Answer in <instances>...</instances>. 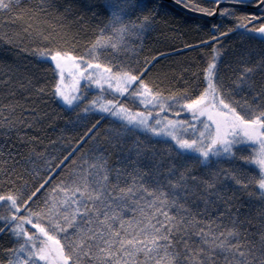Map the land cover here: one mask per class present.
Wrapping results in <instances>:
<instances>
[{
	"label": "snow or ice",
	"instance_id": "6c2138e0",
	"mask_svg": "<svg viewBox=\"0 0 264 264\" xmlns=\"http://www.w3.org/2000/svg\"><path fill=\"white\" fill-rule=\"evenodd\" d=\"M176 2L207 17L235 20L229 32L243 30L264 43V0H211L212 6H202L201 0ZM17 4L18 0H0V12H11ZM110 7L119 9L107 26L115 39L101 29L88 56L50 50L46 57L55 62L59 75L53 94L70 114L95 111L102 114L100 119L115 118L118 126L109 130L108 144L120 153V166L110 167L108 149L101 148L79 163L69 161L76 163L77 171L68 181L42 193L45 180L29 193L17 186L21 177L3 171L6 161L0 163V179L8 177L6 188L0 187V235L10 236L14 243L6 250L7 264H132L139 253L152 264H264V81L258 84L254 79L257 66H244L230 84L225 83L217 66L220 53L212 48L214 54L199 74V90L165 96L149 80L147 66L133 69L111 60L100 62L103 52L98 49L127 47L125 37L150 24L148 16L139 24H125L120 14L124 8ZM249 8L255 11H244ZM220 27L212 25L201 44L211 47L228 34ZM258 66L264 69V59ZM66 67L75 70L70 86L65 84ZM81 82L85 90L95 86L112 93V98L88 100ZM130 103L144 110L135 111ZM155 109L159 111L154 116ZM168 112L176 117L187 112L190 119L161 117ZM99 123L85 133L86 139H95ZM249 142L259 147L256 157L237 158L238 146ZM221 157L254 163L262 174L246 180L235 167L225 170L223 178L220 172L205 176L194 171ZM223 180L234 182L236 191ZM252 183L258 184L261 201L258 226L250 211L241 212L243 205L236 198L237 191L254 195L248 191ZM126 208L139 211L135 228L123 219ZM213 209L215 220L207 215ZM225 218L227 225L218 223Z\"/></svg>",
	"mask_w": 264,
	"mask_h": 264
},
{
	"label": "trees",
	"instance_id": "16d2710c",
	"mask_svg": "<svg viewBox=\"0 0 264 264\" xmlns=\"http://www.w3.org/2000/svg\"><path fill=\"white\" fill-rule=\"evenodd\" d=\"M201 3L202 6H212L211 0H201ZM113 4L124 8L120 14L125 24H139L145 16L150 17V24L143 32L126 36L127 47L120 45L108 51L98 49L97 52H103L100 62L111 60L114 65L133 69L147 66L149 80L158 84L165 96L174 94L179 97L186 91L194 95L199 90L202 81L199 74L214 54L212 48L220 53L217 66L225 83L230 84L244 66H257L254 79L258 84L264 81V69L258 66L264 59V43L259 37L244 34L243 30L229 32L236 25L232 19L192 15L167 0H18L11 12H0V163L6 161L3 171L9 176L21 177L17 186L26 192L35 190L45 180L48 183L44 184L42 193L62 180L68 181L77 171L76 163L81 157L98 154L97 150L101 148L108 149L105 155L110 167L120 166V153L108 144L109 130L118 126L115 118L100 119L102 114L95 111L70 114L53 94L59 75L55 64L46 57L50 50L88 56L101 29L106 35L113 36L107 27L112 22V12L119 11L110 7ZM216 24L221 25L219 31L228 34L220 36L211 47L201 44L202 39L209 38L211 26ZM97 94L96 90L86 91L88 100H93ZM245 95L251 100V95ZM235 98L240 99V96ZM128 106L140 109L131 103ZM97 120H100L98 134L95 139H86L85 133ZM140 139L143 140L144 136L141 135ZM254 146L256 144L251 142L239 145L241 150L237 152V158L253 157ZM69 161L76 163L69 164ZM233 167L246 180H257L262 174L254 164L224 157L211 159L208 166L197 165L194 171L205 176L220 172L223 178L224 171L231 172ZM132 170L128 168V172ZM7 179H0V187L6 188ZM223 182L236 191L234 182ZM120 183L123 186L124 180ZM248 191L254 195L237 191V202L243 205L241 212L250 211L256 217L254 225L258 226L261 204L258 184H249ZM199 211L203 212V206ZM215 211L208 212L209 219H216ZM122 216L125 221L133 222L132 228L141 219L139 211L127 208ZM218 223L227 225L228 221L225 218ZM13 246L10 236L0 235V264H7L6 250ZM137 261L152 264L142 253L132 264Z\"/></svg>",
	"mask_w": 264,
	"mask_h": 264
},
{
	"label": "rangeland",
	"instance_id": "374dc122",
	"mask_svg": "<svg viewBox=\"0 0 264 264\" xmlns=\"http://www.w3.org/2000/svg\"><path fill=\"white\" fill-rule=\"evenodd\" d=\"M53 63L55 64V62H53ZM72 75H75V70L72 69V68H70V67H66L65 68V84L66 85H69V86L71 85V83H72L71 76ZM81 89L82 90H85L84 89V82H81ZM93 90H96L98 92V94L96 95V97L93 98V99L99 98L101 101H103L105 99L112 98V95H113L112 93H110V92H101L100 90L96 89L95 86H92L91 88H88L85 91H93ZM139 107H140V109H133V110H135V111H143L144 110L142 106H139ZM158 111H159L158 109L153 110V115L155 116ZM160 115H161V117L167 115L168 118H170V119H190V115L187 112H181L180 117H176L172 112L161 113ZM197 127H199V125H197ZM188 135H191V130H189ZM253 150H254V156H253V158H255L256 155L258 154V151H259L258 145L254 146L253 147ZM211 159H214V158H211ZM254 165H256V164H254ZM41 264H43V262H41Z\"/></svg>",
	"mask_w": 264,
	"mask_h": 264
},
{
	"label": "water",
	"instance_id": "95a60500",
	"mask_svg": "<svg viewBox=\"0 0 264 264\" xmlns=\"http://www.w3.org/2000/svg\"><path fill=\"white\" fill-rule=\"evenodd\" d=\"M167 1L170 2L171 4H173L174 6H176L177 8L181 9L182 11L187 12L189 14L198 15V16H201V17H204V18H207V19H215L216 18V17H207V16H205L203 14H200L198 12H193L190 9L185 8L183 3H177L176 0H167ZM224 6L225 5H221V7H224Z\"/></svg>",
	"mask_w": 264,
	"mask_h": 264
}]
</instances>
